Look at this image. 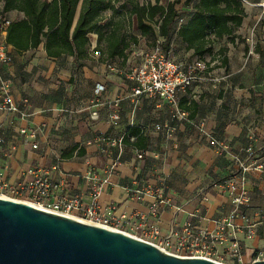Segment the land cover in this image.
<instances>
[{
	"label": "crops",
	"instance_id": "1",
	"mask_svg": "<svg viewBox=\"0 0 264 264\" xmlns=\"http://www.w3.org/2000/svg\"><path fill=\"white\" fill-rule=\"evenodd\" d=\"M242 2L245 16L234 40L224 37L212 43L213 53L225 48L224 62L217 55H204L208 76L177 93L178 107L187 114L177 122L169 120L167 106L156 96L142 95L133 107L132 83L105 67L112 60L129 68L134 63L130 53L138 46L127 47L123 59L107 55L102 44L98 47L96 33L87 35L81 56H50L43 41L25 50L7 44L11 61L0 66L1 79L23 114L0 111V183L6 188L18 185L29 179V167H40L53 180L63 181L60 195L79 196L86 206L94 191L86 172L104 177V170L116 161L107 181L97 184L96 209L119 229L142 237L155 227L162 237L186 222L214 231L218 221L229 220L226 242L217 253L229 259L227 247L235 241L241 261L229 262L251 264L264 247V0ZM103 14L106 21L112 10ZM5 16L20 20L24 14L10 10ZM94 45L99 57L92 56ZM184 52L191 55V50ZM223 74V81L212 78ZM97 84L104 87L98 93ZM114 109L119 119L111 124L108 117ZM166 122L173 124L169 134L153 128ZM130 128H139L145 140L130 136L120 149L111 147L106 153L88 143L102 133L123 140ZM201 128L223 138L225 149L209 145L200 137ZM249 145L263 168L252 167L242 181L236 179L249 201L235 206L218 183L240 175L234 157L243 156ZM246 226L253 236L247 237Z\"/></svg>",
	"mask_w": 264,
	"mask_h": 264
},
{
	"label": "built area",
	"instance_id": "2",
	"mask_svg": "<svg viewBox=\"0 0 264 264\" xmlns=\"http://www.w3.org/2000/svg\"><path fill=\"white\" fill-rule=\"evenodd\" d=\"M184 21V17H177V25ZM10 19L5 15H0V66L8 64L11 57L6 50L4 36L6 27ZM161 38H157L154 46L151 48L139 47L131 51L130 55L134 63L129 68H122L114 61L108 60L105 67L113 73L122 75L125 80L132 83L130 90V98L133 107L136 105L138 98L142 95L149 97H158L167 106L168 117L170 121L177 122L186 119L187 114L178 107L177 93L184 90L194 81H200L208 76L206 62L198 57L190 59H175L165 54L159 46ZM92 56L99 57L100 51L91 47ZM216 82L225 80V74L212 77ZM103 85L97 84L95 92L98 93L103 90ZM0 111L3 112H17L23 114L18 105L14 104L8 92V84L1 79L0 74ZM114 104L117 102L115 100ZM97 115L92 113L91 117L95 118ZM119 114L116 109L112 110L108 117L111 124L117 123ZM153 128L156 130H164L169 134L173 130V124L169 122L160 124L154 123ZM32 136V135H31ZM200 137L207 138L209 145L217 149H225L226 143L223 138L214 135V133L207 129H200ZM3 142V137L0 134V144ZM88 143L96 144L98 151L101 153L109 152L111 147L122 146V137L113 138L106 133L97 134ZM33 147H36L34 144ZM141 157V154L137 155ZM237 168L239 169V176L231 180H222L218 183L220 188L227 190L231 194V199L235 206L247 203L249 197L247 193L239 188L238 183L243 180V173L252 167L263 168V164L256 163L254 160V148L247 146L243 149V156H235ZM116 161H111L109 166L104 170V177H100L91 170L86 172V178L94 185L93 198L91 202L84 206L79 196L67 198L60 195L63 181L53 180L50 174L40 167H29L27 173L30 175L29 179L20 182L15 186H8L0 183V196L5 198H13L14 195L22 196L21 201L30 203L37 207L47 209L56 213L70 215L72 212L82 211L81 215L84 218L76 217L84 221L102 225L108 228L119 229L111 221L110 216L100 214L96 207L97 193L99 187L98 183L103 184L107 181V175L112 172ZM56 169V168H54ZM239 189V191H237ZM6 191V192H5ZM7 192L9 194H7ZM140 193V191H137ZM264 194V192H263ZM14 199V198H13ZM17 199V198H16ZM159 203H164V199L158 200ZM232 215L229 216L231 218ZM230 225V221L220 220L217 222V228L214 231H209L206 228L193 225L191 222H186L179 228L171 227L162 237L159 235L157 228L149 227L145 230L142 237L134 235L140 239L149 241L160 249L178 256H199L205 257L217 262L225 264H234L229 262L235 259V262H240L239 247L235 241H232L227 247L229 259L217 253L218 247H221L226 242L225 227ZM247 237L253 236L254 232L250 226H246ZM125 232V231H124ZM128 233V232H126ZM264 259V247L255 252L254 260Z\"/></svg>",
	"mask_w": 264,
	"mask_h": 264
},
{
	"label": "trees",
	"instance_id": "3",
	"mask_svg": "<svg viewBox=\"0 0 264 264\" xmlns=\"http://www.w3.org/2000/svg\"><path fill=\"white\" fill-rule=\"evenodd\" d=\"M114 0H0V15L10 10L23 12L20 20H10L6 27L4 42L17 50L34 48L42 41L48 55L61 53L81 56L85 54L89 33L97 34V46L103 45L107 55L126 58L124 50L138 39L134 35L124 34L123 17L114 21L120 11ZM174 1L154 0L139 2L132 0L128 9L135 20V29L141 36L149 37L152 44L162 38L159 46L167 54L172 47V38L176 37L186 51L191 50L192 57L203 60L204 55L211 58L221 57L225 48L213 53L214 40L226 37L234 40V33L245 16L242 0H185L189 10L178 11ZM112 10L108 20L103 13ZM184 21L177 25V17ZM215 58V59H216ZM180 59H183L180 57ZM130 136L143 142L144 136L139 128L128 129L123 142ZM138 144V142H137ZM135 143V145H137ZM137 146L140 147V144Z\"/></svg>",
	"mask_w": 264,
	"mask_h": 264
},
{
	"label": "water",
	"instance_id": "4",
	"mask_svg": "<svg viewBox=\"0 0 264 264\" xmlns=\"http://www.w3.org/2000/svg\"><path fill=\"white\" fill-rule=\"evenodd\" d=\"M0 264H225L0 196ZM251 264H264V259Z\"/></svg>",
	"mask_w": 264,
	"mask_h": 264
},
{
	"label": "rangeland",
	"instance_id": "5",
	"mask_svg": "<svg viewBox=\"0 0 264 264\" xmlns=\"http://www.w3.org/2000/svg\"><path fill=\"white\" fill-rule=\"evenodd\" d=\"M119 1V2H117ZM132 0H114V5L117 9H119V13L118 14H115L113 19L114 21H117V19L123 17L124 21V26H123V32L124 34L126 35V37H129L130 35H134L137 37L138 41L136 44H131L133 46H138V47H142V48H145V47H148V48H151L152 46H154V44H152V40L149 38V37H146V36H141L139 34V32L135 29V20L133 18V16L129 15L128 13V9L130 7V3H131ZM140 3L141 2H146V1H149V0H138ZM165 1H174V0H162V3H164ZM185 0H178L177 3H175V8L178 10V11H183V10H187L190 8V5H186L185 3ZM106 13H109V12H106ZM104 15V14H103ZM162 41V38L161 40ZM172 47L170 48V50L168 51L167 55L171 58H175V59H180V57L182 58H188L189 54L185 53L184 52V46L178 41V39L176 37H173L172 40ZM95 46V45H94ZM174 50L176 52H178L177 54H174ZM184 53V54H182ZM204 61V60H203ZM6 192V191H5ZM7 194H9L7 192ZM14 199H21L22 196L20 195H14L13 196ZM71 216L72 217H80V218H84L80 213H77V212H72L71 213Z\"/></svg>",
	"mask_w": 264,
	"mask_h": 264
}]
</instances>
